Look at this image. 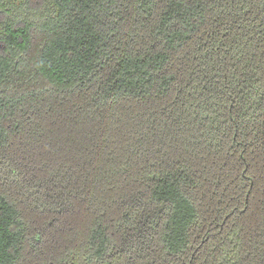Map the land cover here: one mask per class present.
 Wrapping results in <instances>:
<instances>
[{"label":"trees","instance_id":"16d2710c","mask_svg":"<svg viewBox=\"0 0 264 264\" xmlns=\"http://www.w3.org/2000/svg\"><path fill=\"white\" fill-rule=\"evenodd\" d=\"M0 264H264V0H0Z\"/></svg>","mask_w":264,"mask_h":264}]
</instances>
